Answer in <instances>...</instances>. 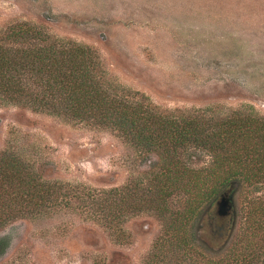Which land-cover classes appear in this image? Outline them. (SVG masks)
Returning a JSON list of instances; mask_svg holds the SVG:
<instances>
[{"label": "rangeland", "instance_id": "obj_1", "mask_svg": "<svg viewBox=\"0 0 264 264\" xmlns=\"http://www.w3.org/2000/svg\"><path fill=\"white\" fill-rule=\"evenodd\" d=\"M16 22L94 47L112 80L163 110L264 116V0H0V29ZM0 151L23 156L71 193L69 206L1 228L10 244L0 264H151L163 231L154 213L131 215L122 242L94 222L93 199L134 186L151 165L116 133L0 105ZM192 154L190 164L208 165V154ZM236 199L225 222L236 217ZM207 212L193 228L205 254Z\"/></svg>", "mask_w": 264, "mask_h": 264}, {"label": "trees", "instance_id": "obj_2", "mask_svg": "<svg viewBox=\"0 0 264 264\" xmlns=\"http://www.w3.org/2000/svg\"><path fill=\"white\" fill-rule=\"evenodd\" d=\"M0 105L110 130L151 164L145 179L103 190L92 202L94 222L116 242L133 214L150 211L162 221L151 264H264V116L163 110L112 80L94 47L30 22L0 29ZM192 152L208 154V165L190 164ZM64 188L23 156L0 151V229L69 206ZM230 191L242 200L229 223L218 202ZM206 210L208 254L198 252L193 230ZM9 244L0 238V257Z\"/></svg>", "mask_w": 264, "mask_h": 264}, {"label": "water", "instance_id": "obj_3", "mask_svg": "<svg viewBox=\"0 0 264 264\" xmlns=\"http://www.w3.org/2000/svg\"><path fill=\"white\" fill-rule=\"evenodd\" d=\"M231 191L228 192L225 196H223L218 202V214L221 217H231L233 215L235 194Z\"/></svg>", "mask_w": 264, "mask_h": 264}, {"label": "flooded vegetation", "instance_id": "obj_4", "mask_svg": "<svg viewBox=\"0 0 264 264\" xmlns=\"http://www.w3.org/2000/svg\"><path fill=\"white\" fill-rule=\"evenodd\" d=\"M207 214H208V212H207Z\"/></svg>", "mask_w": 264, "mask_h": 264}]
</instances>
